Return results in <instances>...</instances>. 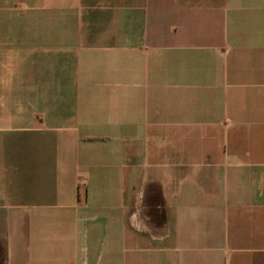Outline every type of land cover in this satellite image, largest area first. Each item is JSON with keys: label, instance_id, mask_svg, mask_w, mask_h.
<instances>
[{"label": "crops", "instance_id": "1", "mask_svg": "<svg viewBox=\"0 0 264 264\" xmlns=\"http://www.w3.org/2000/svg\"><path fill=\"white\" fill-rule=\"evenodd\" d=\"M0 264H264V0H0Z\"/></svg>", "mask_w": 264, "mask_h": 264}]
</instances>
